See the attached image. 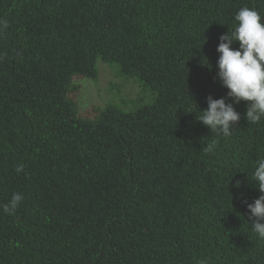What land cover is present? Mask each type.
Instances as JSON below:
<instances>
[{"label":"trees","instance_id":"1","mask_svg":"<svg viewBox=\"0 0 264 264\" xmlns=\"http://www.w3.org/2000/svg\"><path fill=\"white\" fill-rule=\"evenodd\" d=\"M245 6L264 23V0H0V264H264V118H196L227 99L216 49Z\"/></svg>","mask_w":264,"mask_h":264},{"label":"clouds","instance_id":"2","mask_svg":"<svg viewBox=\"0 0 264 264\" xmlns=\"http://www.w3.org/2000/svg\"><path fill=\"white\" fill-rule=\"evenodd\" d=\"M234 21L233 30L219 37L216 49L220 54L216 63L217 76L222 86L228 89L227 99H214L209 95L207 108L200 110L202 114L196 117L211 132L225 137L231 135V129L240 120L234 104L247 102V122L257 124L264 118V23L259 12L248 6L235 13ZM7 26L6 20H0V31ZM234 42H239L238 48L232 47ZM202 64L207 65L208 61ZM16 171H23V165ZM252 180L256 182L260 195L252 203L245 201L250 214L248 220L252 231L264 240V157L256 161ZM22 199V194L14 193L3 210L11 214ZM200 264H207V261L202 260Z\"/></svg>","mask_w":264,"mask_h":264},{"label":"rangeland","instance_id":"3","mask_svg":"<svg viewBox=\"0 0 264 264\" xmlns=\"http://www.w3.org/2000/svg\"><path fill=\"white\" fill-rule=\"evenodd\" d=\"M108 71L106 69H102L100 83L97 86H93L91 83H85L86 93L82 95V100H80V107L85 109H92V106L98 105L104 101L105 94L102 92L103 89L106 88V85L109 81ZM82 101V102H81Z\"/></svg>","mask_w":264,"mask_h":264}]
</instances>
